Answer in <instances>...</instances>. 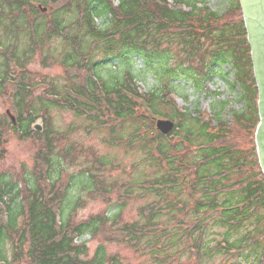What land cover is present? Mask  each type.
I'll return each instance as SVG.
<instances>
[{"label":"trees","instance_id":"obj_1","mask_svg":"<svg viewBox=\"0 0 264 264\" xmlns=\"http://www.w3.org/2000/svg\"><path fill=\"white\" fill-rule=\"evenodd\" d=\"M117 1L113 6L111 0H0V97L16 117L13 124L0 114V157L2 132L8 128L19 140L38 146L30 170L23 168L21 175L0 170V264H122L117 255L106 254L102 243L88 257L87 242H73L84 235L125 242L155 264H181L184 253L199 264L216 226L224 228V238L213 248L223 252L225 260L235 254L246 257L242 252L251 246L255 264H264V173L255 145L245 150L229 142L232 127L227 123L217 119L214 124L200 112L192 116L170 97L172 79L183 77L202 91L214 70L230 63L236 72L232 86L240 87L238 99L245 104L241 113L232 114L233 124L253 134L260 119L258 89L240 0H227L221 15L209 10L206 0H171L173 5L170 0ZM70 10L73 17L66 20ZM101 15L109 18L99 30L93 19ZM54 37L68 47L58 55L47 47ZM93 53L101 59H92ZM131 55L142 58L144 70L156 80L146 94L138 92L129 70L108 76V69L100 76L111 61L127 64ZM32 56H38L43 67L61 66L65 83L27 68ZM51 107L82 118L88 131L108 130L112 144L126 142L140 150L145 157L134 167L148 160L160 169L167 163V171L135 184L107 182L104 170L115 166L87 148L89 162L73 178L65 164L86 152L82 146L63 145L68 138L48 124ZM160 117L175 122L170 134L154 129ZM38 119L44 124L41 133L31 127ZM125 124L126 135L115 136ZM184 147L197 151L194 162H181L168 151ZM183 170L194 173L192 179H186ZM73 181L86 190L87 198L104 200L113 211L77 220V208L85 201L79 194L72 197ZM134 186L143 189L140 196L152 192L156 198L139 208L142 221L126 222L121 209L134 196ZM186 187L197 196L175 201ZM112 191L118 197L115 202ZM244 225V233L230 243L229 234Z\"/></svg>","mask_w":264,"mask_h":264},{"label":"rangeland","instance_id":"obj_2","mask_svg":"<svg viewBox=\"0 0 264 264\" xmlns=\"http://www.w3.org/2000/svg\"><path fill=\"white\" fill-rule=\"evenodd\" d=\"M205 6L209 8V10H213L219 15L224 14V11L227 9V0H206ZM35 5V4H34ZM242 8V7H241ZM46 13V11L44 12ZM73 14L72 10L68 13H65V19H72ZM243 17V12H242ZM7 22L9 19H5ZM3 25H6V22H3ZM3 32L0 29V38H2ZM5 42V41H4ZM47 47L51 48L55 52L56 55L59 54L61 49L68 48L65 45V42L61 37L52 38L47 42ZM21 49V48H19ZM45 51L47 48H45ZM44 51V52H45ZM174 52V51H173ZM101 55L99 53H93L92 59H101ZM61 58V57H60ZM171 64H173L171 62ZM144 63L142 58L135 57L131 55L129 58V62L127 64H123L118 62L116 59L111 61L110 64L104 66L100 70V76H105L106 71L109 69L112 72L108 73L109 75L115 76L116 74H120L121 76L125 74L126 70H129L131 74L136 77L135 85L139 88L141 92H148L149 89H152L156 84V80L154 76L151 75L146 70H144ZM27 68L31 71H35L38 74L47 76L48 79H53L55 82L59 84L65 83V75L64 69H62L59 65H52L49 67H43L38 59V56H32L30 61L27 64ZM235 69L232 68L230 63H223V65H219L217 69L214 70L213 76L203 82V89L197 90L193 85L187 82L183 77L172 79L170 84L171 87V96L175 98L176 106L180 109H183L190 115H197V112L202 113L203 116L208 117L209 119L214 120V124L217 119H221L222 122L227 123V125L231 128V136L227 138V140L237 145H240L242 148L249 149V146L252 144L255 145V132L256 129L250 134L249 132H245L243 128L235 127L234 119L232 114L238 112L241 113L244 110L245 104L238 99V95L240 92L239 86H232V82L234 81ZM255 77V76H254ZM257 86V82H256ZM258 89V87H257ZM41 88L36 91V94H40ZM258 93V90H257ZM259 95V93H258ZM258 101V99H257ZM6 101V98L0 97V114H4L9 110ZM160 104L159 110L164 111ZM222 105H224L222 107ZM48 115L50 120H48L49 127L51 129L64 134L68 138V140L63 145H74L82 146L84 151L86 149L92 150L95 155L101 157L102 161L106 163H111L115 167H108L104 170V176L106 177V181H125L130 183H140L143 180H150L152 177L160 176L161 173L167 171V163L162 165L160 169L156 163H151V161L141 162L139 166L134 167V162H140L141 158L145 157V155L138 149H131L130 146L126 142H122L118 145L110 143L108 140L109 132L108 130L99 129V130H87L86 129V121L82 118L74 116L72 112L65 109H58L56 107H51L48 111ZM36 125L42 127L43 123L41 120L36 121ZM73 128V129H72ZM257 128V127H256ZM129 125L125 124V128L119 129L117 128L115 136L118 135H126L128 132ZM182 133V132H181ZM2 140L3 145V156L0 157V170L13 171L15 174H23L25 173V169L30 170L32 167L34 156L36 151L38 150V146L34 141L30 140H19L13 132L8 128V131L2 132ZM154 147V144H152ZM188 148L184 147L178 150H168L170 154H175L174 156L181 160V162L191 163L195 161L196 158V150H187ZM154 155L157 157L158 154L153 149ZM76 160L73 164L66 163V171L72 174L73 178L78 174L79 169L84 166L86 167V163L89 162L90 153H76ZM166 162V161H164ZM88 164V163H87ZM172 164V163H171ZM178 163H173L172 165H176ZM25 168V169H23ZM182 173L186 174V179L190 180L193 177L192 172H187L186 170L182 171ZM76 182V181H75ZM72 197L76 194L83 199L84 205L82 207L77 208V220L84 219L88 217L90 214H99L104 210L108 212H112L113 208L109 207L104 200H92L87 198L86 190L78 184L72 185ZM143 189H139L137 187H133L134 196H131L129 200L126 201L125 205L121 209V219L126 222H132L136 220L142 221L138 214L139 208L143 206L145 203L152 201L156 196L152 192H148L140 196L142 194ZM191 196H197L191 192V188L186 187L184 192L178 194L175 197V201L186 202L192 200ZM111 200L115 202L118 199L116 197L115 191L111 192ZM264 223V222H262ZM256 225V224H255ZM252 226H248L249 229H252ZM246 230V226H242L239 228L237 232H232L229 234V242L231 243L234 238H238L244 233ZM224 231L223 227H212V237L213 241L209 243L208 249L202 248L200 263L199 264H255V255L253 253V249L251 246L245 247L242 252L246 257H242L240 254H235L231 259L225 260L224 253L218 252L214 250L213 245L224 236L222 233ZM84 241L87 242L88 253L89 256L93 254V251L99 244H103V249L107 255H117L119 261L122 264H155L154 261L151 260L148 254L140 255L136 251H133L125 242H116V241H102L97 238H90L88 235H84L82 237ZM89 239V240H88ZM263 239V238H262ZM176 248H172L169 250L170 254L177 250ZM258 253L260 252L261 245H259ZM188 253H184L180 258L179 262L181 264H195L194 260L188 259ZM254 255V256H253ZM171 260V263L174 264ZM26 264V263H23Z\"/></svg>","mask_w":264,"mask_h":264},{"label":"flooded vegetation","instance_id":"obj_3","mask_svg":"<svg viewBox=\"0 0 264 264\" xmlns=\"http://www.w3.org/2000/svg\"><path fill=\"white\" fill-rule=\"evenodd\" d=\"M240 7L247 17L255 82L260 79L264 91V0H240Z\"/></svg>","mask_w":264,"mask_h":264},{"label":"water","instance_id":"obj_4","mask_svg":"<svg viewBox=\"0 0 264 264\" xmlns=\"http://www.w3.org/2000/svg\"><path fill=\"white\" fill-rule=\"evenodd\" d=\"M244 17V21H245V28L247 29V39L248 42L250 43L251 39H250V34L248 32V28H247V17L245 16V14H243ZM257 85H258V115H260V119H259V123L257 125L256 128V132H255V147H257V156L259 158V164H260V169H262L263 173H264V91H263V86L260 82V79L257 78ZM9 114V112H7V115ZM12 121L14 120L13 116H11ZM35 125V129L40 131L41 128L40 126ZM174 126L173 121L171 122L170 120L167 119H161V120H157L155 123V128L156 130H158L160 133L162 132L163 134H168L169 132L172 131V128Z\"/></svg>","mask_w":264,"mask_h":264}]
</instances>
